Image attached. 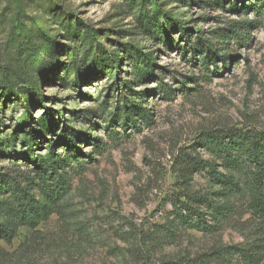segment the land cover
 I'll return each instance as SVG.
<instances>
[{
    "label": "rangeland",
    "instance_id": "374dc122",
    "mask_svg": "<svg viewBox=\"0 0 264 264\" xmlns=\"http://www.w3.org/2000/svg\"><path fill=\"white\" fill-rule=\"evenodd\" d=\"M233 130L264 131V0H0V264H244L212 257L264 239L252 168L204 146ZM185 187L216 232L176 219Z\"/></svg>",
    "mask_w": 264,
    "mask_h": 264
},
{
    "label": "trees",
    "instance_id": "16d2710c",
    "mask_svg": "<svg viewBox=\"0 0 264 264\" xmlns=\"http://www.w3.org/2000/svg\"><path fill=\"white\" fill-rule=\"evenodd\" d=\"M224 1V0H223ZM164 19L167 20V16L163 14ZM177 29L183 33V28L177 24ZM146 26L150 29H159L158 22L148 20ZM247 27V26H246ZM244 30V27H242ZM247 30V29H245ZM160 33V32H159ZM221 58L225 62L224 57H217L209 55L205 58V61L211 62L214 66V59ZM109 60L106 69H109L114 63ZM148 76V73L140 74L139 77ZM134 93V92H133ZM205 149L212 154L221 155L223 160L226 162L227 169L237 170L242 169L244 165H249L252 168L250 175L252 177V187L246 191L249 197V209L252 214L256 215L260 221L264 222V131H253V130H233L226 133H216L206 136L204 139ZM30 157V156H29ZM52 159V158H51ZM37 162V161H36ZM41 165V169L45 167ZM197 171H207L208 174L228 187L229 193H238L239 186L231 180V176L224 175L214 170L212 164L207 161L199 160L196 164ZM185 185V182H182ZM184 194L178 196L177 199H171L169 204L173 212L176 214V219L179 223H193L194 226L203 233H214L216 232L217 226L206 223L203 219L204 215L200 211V207L206 205L207 200L198 195L189 192L188 187L184 188ZM14 198L18 203L19 207L24 209L22 197L16 192ZM32 211H28L22 219L31 226L37 225L38 221L44 219L47 216V211L44 207H31ZM227 210V209H225ZM229 212L218 213V216L224 217ZM195 219V220H193ZM193 221V222H192ZM162 227L156 229V233H160ZM10 230L6 224L0 223V239L7 238L10 235ZM149 243L159 245L163 241L162 236L150 234L146 238ZM213 258L219 260L225 257H238L244 262V264H260L264 260V239L262 243L256 245L252 249H243L238 247L222 248L214 251L212 254ZM195 264H213L209 260H198ZM162 264H177L175 262H166ZM189 264V263H186Z\"/></svg>",
    "mask_w": 264,
    "mask_h": 264
}]
</instances>
